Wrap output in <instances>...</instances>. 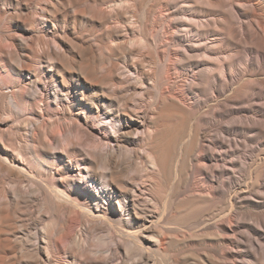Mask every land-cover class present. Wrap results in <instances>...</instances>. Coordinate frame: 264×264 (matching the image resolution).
<instances>
[{"label":"bare ground","instance_id":"bare-ground-1","mask_svg":"<svg viewBox=\"0 0 264 264\" xmlns=\"http://www.w3.org/2000/svg\"><path fill=\"white\" fill-rule=\"evenodd\" d=\"M11 2L14 20L26 21L11 37L12 25L6 26L9 37L2 36L11 48L0 44V264H172L171 247L190 264H264V249L259 258L241 255L245 218L237 208L241 201L264 208V190H239L235 160L222 151L238 149L225 134L242 133L246 148L258 143L264 120L247 116L256 114L250 107L217 100L204 106L199 95L222 96L227 85L217 89L212 78L234 66L226 59L220 64L219 56L196 61L212 52L193 40L197 28L190 22L199 17L174 22L171 9L179 1L165 2L170 21L161 29L144 16L137 20V0ZM257 9L238 16L258 18L253 21L264 32V10ZM238 16L225 14L229 37ZM170 43L177 46L173 56L166 52ZM257 60L264 63L263 52ZM189 70L204 79L194 92L181 89L183 80L178 85ZM212 127L218 130L213 141L206 134ZM261 168L257 184L264 181ZM176 201L184 211L209 210L176 222ZM206 212L213 215L204 219Z\"/></svg>","mask_w":264,"mask_h":264},{"label":"rangeland","instance_id":"rangeland-1","mask_svg":"<svg viewBox=\"0 0 264 264\" xmlns=\"http://www.w3.org/2000/svg\"><path fill=\"white\" fill-rule=\"evenodd\" d=\"M52 1H54V0H52ZM143 1V2H142ZM161 1H163V0H160V3H161V5H159L158 6V3L157 2H159V0H145V2L146 3H144V0H141V2L139 1V0H137V4H136V11H137V14H136V16H137V18H138V16H139V18L137 19V20H141L142 21V19H143V16H144V19L146 20H148V18H149V20H148V22H152L153 23V21L158 25L159 24V28H161V27H163V26H167V25H169V23H168V21L167 20H169L170 21V19H168L166 16H167V7H165V2H176V1H179V2H177V4L176 3H174L175 4V6H173L172 7V9H171V11H172V15L174 14V16L176 17H174V16H172V19H173V21H174V19L176 20V21H178V20H180V22L182 21V22H184L185 20V22H189V19L185 16V15H190V14H196L199 18H201V19H199V18H197V20L196 19H194V21L196 22V23H198V25L195 23V22H190V24H195L196 26H194L195 28H197V30L195 31V38L193 37V40H195V41H197V40H201V42L198 44V45H201L202 46V48L203 49H205V50H211L212 49V52H213V50L215 49V51L213 52L214 54L212 55V52L211 51H209V54H211V56L210 57H215V58H208V60H207V56H200L199 58H197L196 59V61H200V63H204V64H206L205 62H207V61H211V60H214V61H218L217 60V57L216 56H219L218 57V59L220 58V60L221 61H218V62H220V64H222V62H224V60L225 61H229V62H231L232 63V67L233 68H231V70L229 71L230 73H228V75L227 76H224V75H222V74H219V75H217V77L215 78L214 77V75H213V77L214 78H212V81H213V79H215L216 81H213V82H215L217 85H216V88L217 89H221L220 87L221 86H223L224 87V89H225V85H227V87H226V89H225V92H224V94L222 95V96H220L219 97V95H215L216 97H213V95H212V93H201L200 95H199V97H200V99L203 101H205V103H207L206 105L204 104V106H210V105H216V101H214V100H217V101H220V102H222V103H226V104H229L231 107H234V108H253L254 109V112L256 113V114H253V115H251V114H248L247 116H251V117H258V118H256V120L258 119H260L259 121H262V120H264L263 118H262V113L260 112V111H262V109L264 110V106H263V104L264 103H262V102H264V63H259V61L257 60V57H258V55H259V53L260 52H263L264 53V32H262L261 31V28L259 27V25H257V24H260L259 22H254L255 20H259L258 18H255V17H250V16H248V15H245V17H244V15H241V16H238L239 14H238V10H242V11H244V12H247V11H249V10H252V9H257L259 6V8L257 9L258 10V12H262V10H264V0H254V1H252V2H254V3H252V2H246L247 0H244L243 2H242V0H222L223 1V5L221 4L220 5V3H222L221 1H217V0H213V1H211L210 2V0H208V2H210V3H212L210 6L207 4V2H205V0H186V1H182V0H166L165 2L163 1V4H162V2ZM207 1V0H206ZM258 1H261V2H258ZM2 2H4V3H2ZM138 2H139V4H138ZM184 2L186 3V4H184ZM188 2V3H187ZM193 2V3H192ZM215 2H217V3H215ZM218 2H219V5H220V7H219V5H215V4H218ZM234 2V3H233ZM238 2V3H237ZM148 3V4H147ZM156 3V4H155ZM180 3V4H179ZM209 3V4H210ZM236 3V4H235ZM8 4V5H7ZM147 4V5H146ZM152 6H151V5ZM173 4V5H174ZM191 4V5H190ZM214 4V5H213ZM234 4V5H233ZM249 4V5H248ZM252 6H251V5ZM10 5V6H9ZM11 5H13V6H11ZM157 6V7H154V6ZM178 5V6H177ZM213 5V6H212ZM141 6H145L144 7V9H143V7L142 8H139V7ZM148 6H149V8H148ZM187 6H190V7H187ZM193 8H192V7ZM212 6V7H211ZM216 6H218V7H216ZM224 6V7H223ZM228 6V7H227ZM230 6V7H229ZM236 6H239L238 8L236 7ZM241 6V7H240ZM245 6H250L249 7V9L248 8H244ZM155 8V13H153L154 11V9L153 8ZM163 7V8H162ZM185 7H186V9L187 10H185ZM208 7V8H207ZM16 5L14 4V3H12L11 2V0H0V11H1V13H0V36H2V35H4V36H7V37H11V35L12 34H15V31H17L18 33H19V28L17 27V24H23L25 21H26V18L24 19V18H21L20 17V21H19V17L16 19L17 20V22H16V20H14V16H12V15H15V14H13V13H15L16 12ZM166 8V9H165ZM191 8V9H190ZM194 8H196V9H194ZM213 8V9H212ZM222 8V9H221ZM233 8V9H232ZM12 9H14V10H12ZM144 10V11H142V10ZM150 9V10H149ZM211 9V10H210ZM219 9V10H218ZM221 9V10H220ZM141 10V11H140ZM147 10H149L148 12H147ZM165 12H164V11ZM174 10V11H173ZM195 10V11H194ZM215 10V11H214ZM222 10H225L224 12H227V13H225V14H234V15H236L237 14V18L235 19V21H236V24H235V26H234V28H236V29H234V32L232 31L231 33V36L229 37V35H228V31H227V29L224 27V25L225 24H227L225 21H224V19L226 20V18H225V14H224V12L222 11ZM153 11V12H152ZM163 11V12H162ZM183 11V12H182ZM189 11V12H188ZM198 11V13H196ZM217 11V12H216ZM237 11V12H236ZM12 12V13H11ZM59 12L60 13H63V9H62V7L59 9ZM139 12V13H138ZM147 12V13H146ZM179 12V13H178ZM186 12V13H185ZM201 14H200V13ZM235 12V13H234ZM250 12V11H249ZM10 13V15H8L10 18L8 19V17H6L7 15L6 14H9ZM141 13V14H140ZM153 14V17H151L150 16V14ZM163 13H165V17H164V14ZM4 14V15H3ZM12 14V15H11ZM138 14H140V15H138ZM147 14H149V15H147ZM184 14V15H183ZM2 15V16H1ZM6 15V16H5ZM221 15V16H220ZM223 15V16H222ZM147 16H149V17H147ZM155 16V17H154ZM161 16V17H160ZM7 19H6V18ZM24 17V16H23ZM160 17V18H159ZM185 17H186V19H185ZM3 18H5L6 20H9V21H7L8 23H9V25H8V23L6 22V20L5 19H3ZM151 18H153V19H151ZM157 18H159L158 19V21H156L155 19H157ZM240 18V19H239ZM23 19V21H21ZM163 19V21H166V22H164V23H162V20ZM3 20H4V22H6V23H4V24H6V25H3ZM10 20H11V22H10ZM152 20V21H151ZM245 22L246 21V23H244L243 21ZM249 20V21H248ZM254 20V21H253ZM176 21H174V22H176ZM19 22V23H18ZM216 22H219L220 23V25L218 24V23H216ZM253 24V26H255V27H253L252 26V24ZM254 22V23H253ZM15 23V24H14ZM160 23H162V24H160ZM165 23H167V24H165ZM222 23H225V24H222ZM249 23L251 24V26H252V28H254V30H255V32H256V29H259L260 28V30H257L258 32H254V30L251 28V27H249L250 25H249ZM255 23H256V25H255ZM137 24H139V22L137 23ZM165 24V25H164ZM243 24H244V26H243ZM10 25H12V26H10ZM42 25L43 24H38V25H36L37 26V28L39 27V29H41L42 28ZM218 25H219V27L220 28H218ZM9 28V26H10V28L11 29H9V31H10V35H9V32H8V30L6 31V33H4V31L6 30V28L7 27ZM198 26H200V27H198ZM213 26V27H212ZM221 26L223 27L222 29L224 30H222L221 29ZM257 27H259V28H257ZM5 28V29H4ZM159 28H158V30H159ZM248 28H251L250 30L248 29ZM162 29V28H161ZM160 29V30H161ZM201 29H202V32H201ZM203 29H204V31L205 32H203ZM208 30V31H210L211 32V34H205L206 33V30ZM212 29V30H211ZM216 29V30H219V31H216L215 30V32H214V30ZM245 30V31H243V30ZM247 29L249 30L248 31V33H247ZM13 30V31H12ZM15 30V31H14ZM72 30V29H71ZM198 30H200V33L198 32ZM242 30V31H241ZM251 30H252V32H251ZM3 31V32H2ZM207 31V33H209ZM226 31H227V33H226ZM14 32V33H13ZM17 32H16V34H17ZM161 32V31H160ZM214 32V33H213ZM260 32V33H259ZM198 33H199V35H198ZM201 33H203V34H201ZM217 33V34H216ZM245 33V34H244ZM257 34V35H255V34ZM259 33V34H258ZM5 34H7V35H5ZM204 34H205V36H207V37H205L204 36ZM227 34V35H226ZM230 34V33H229ZM263 34V35H262ZM9 35V36H8ZM71 35H73L74 36V32L73 31H71ZM182 35H185V33L184 34H182ZM197 35H198V38H197ZM201 35L203 36V37H201ZM218 35V36H217ZM232 35H233V37H232ZM249 35H253L254 36V40L252 41V39H251V42H250V37H249ZM4 36H2V37H0L1 38V40H3L0 44H2V46L1 47H7L6 49H9V47L11 48V44H10V40H8V41H5L4 40ZM192 36V35H191ZM212 36V37H211ZM261 36V37H260ZM200 37V38H199ZM6 38V37H5ZM47 38H49L48 36H47ZM204 38V39H203ZM223 38V39H222ZM224 38H225V40H224ZM64 39V38H63ZM210 39V40H209ZM216 39H218L216 42H215V40ZM230 39H232V40H230ZM234 39V40H233ZM259 39H261L260 41H259ZM7 40V39H6ZM65 40V39H64ZM202 40H204V42L202 41ZM206 40V41H205ZM224 40V41H223ZM257 40V44L254 42V41H256ZM222 41V42H221ZM259 41V42H258ZM4 42H5V44H4ZM212 42V43H211ZM219 42H221L222 43V45H221V47L219 46L221 43H219ZM234 42V43H233ZM238 42H239V44H238ZM253 42V43H252ZM161 43H163V42H161ZM216 43H218V44H216ZM4 44V45H3ZM52 44H54V43H52ZM243 44H246V46L248 47H246V49H245V45H244V47H242V45ZM10 45V46H9ZM163 45V44H162ZM218 45V46H217ZM251 45V46H250ZM53 47H54V45H52ZM171 46V48L173 47V46H175L174 48L176 49V45H174V44H171L170 43V45H169V47ZM184 46H185V44H184ZM169 47L167 46L166 48H168V50L166 49V52H168V55H170V56H173V54H174V51L175 50H173L174 48H172V49H170L169 50ZM183 48V46H180V48ZM221 50L219 53H218V48ZM55 48V47H54ZM214 48V49H213ZM242 48H244L245 50H246V52H245V50H243ZM250 49H252V50H250ZM254 49V50H253ZM148 50V51H147ZM146 50V52H151L150 50L151 49H147ZM261 50V51H260ZM217 51V52H216ZM244 51V52H243ZM250 53H249V52ZM253 51V52H252ZM216 52V53H215ZM170 53V54H169ZM223 53V54H222ZM247 53V54H246ZM252 53V54H251ZM220 54V55H219ZM244 54V55H243ZM254 55V56H253ZM222 58H221V57ZM206 57V58H205ZM255 57V58H254ZM203 58L205 59L204 61H203ZM224 58V59H223ZM231 58H233L232 60L233 61H231L230 59ZM235 58V59H234ZM241 58V59H240ZM245 58H246V60H245ZM239 60V61H235V60ZM248 59V60H247ZM251 59V60H250ZM253 59H255V61L253 60ZM223 60V61H222ZM236 62V63H235ZM238 62V63H237ZM258 62V63H257ZM202 63V64H203ZM212 63H214V62H212ZM225 63H227V62H225ZM225 63H223V64H225ZM235 64V65H234ZM260 65V66H259ZM259 66V67H258ZM100 67V66H99ZM236 67V68H235ZM99 71H101V69L99 70ZM238 71V72H237ZM191 72V73H190ZM189 74H190V76H189ZM232 74V75H231ZM192 75H194V76H192ZM173 77V80H174V78H175V75L174 74H171L170 75V77ZM248 77V78H247ZM183 78H185V76H183ZM182 77L180 78V80L178 81L179 83H178V85L180 84L181 85V83H182V80H183V82L184 83H186L184 86H183V88H181V89H183V90H185V91H190V90H192V92H194V89H192V88H194L195 86H196V84L197 85H199V83H200V81L201 80H204V79H202V78H200V77H198V76H196L195 74H194V72L192 73V70H189V73H188V75L186 76V78L185 79H183ZM190 78V79H189ZM235 78H236V80H235ZM194 79H197V80H194ZM233 80V81H231V80ZM205 80H206V78H205ZM211 79H209L208 81H210ZM218 80V81H217ZM175 81V80H174ZM211 81V82H212ZM177 82V81H176ZM188 82V83H187ZM193 82H194V84H193ZM202 82V81H201ZM233 82V83H232ZM192 83V87H191V84ZM201 84V83H200ZM256 84H257V86H256ZM238 85V86H237ZM254 85V86H253ZM261 86V87H260ZM187 87V88H186ZM219 87V88H218ZM223 87H222V89H223ZM230 87V88H229ZM233 87V88H232ZM190 88V89H189ZM229 88V89H228ZM153 90V89H152ZM231 90V91H230ZM253 90V91H252ZM152 92H155V91H152ZM151 92V90H150V96H154V93H152ZM261 92V93H260ZM229 93V94H228ZM252 93V94H251ZM254 94V95H253ZM257 94V95H256ZM259 94H260V96H259ZM225 95V96H224ZM249 96V97H248ZM263 96V97H262ZM213 97V98H212ZM228 97H229V99H230V101H231V99H233L232 100V103H235V104H232L231 102H229L228 103V101L227 100H229L228 99ZM232 97V98H231ZM263 98V99H262ZM213 100V101H212ZM223 100V101H222ZM226 102H225V101ZM244 100V101H243ZM238 102V103H237ZM251 104V105H250ZM239 105V106H238ZM261 105H262V107H261ZM203 106V107H204ZM204 108H206V107H204ZM214 110H216V109H219L218 107H214L213 108ZM259 109H261V110H259ZM52 111L53 112H55L54 114H56L57 113V110H55L54 108L52 109ZM233 118H227V119H225L224 121H226V122H228V121H231ZM247 121V120H246ZM92 124V123H91ZM214 128V129H213ZM4 129H6V126H5V128ZM211 130H209V131H207L206 132V134H207V136H208V139L209 140H214L215 139V136L217 135V128H215V127H212V128H210ZM237 136H235V135H231V134H225V137L227 138V139H229V140H236V141H238V146H237V148L238 149H236V148H224L222 151L224 152V153H227V155H228V157L229 158H232V159H234L235 160V163H236V166H235V169H234V177H235V181L237 182V184H238V188H239V190H241V189H254V191L255 192H257V190H259V189H261V190H264V181H262L261 183H259V184H257L255 181V178H256V173H257V169H258V167H259V169H260V167L262 166V168L261 169H263L264 170V161H263V159H264V155H263V151L262 150H264V136H263V138H261L260 139V141L257 143V142H255V143H253V144H251V147L250 148H246L245 146H244V139H243V135H242V133H240V134H236ZM233 137V138H232ZM237 150H238V152H237ZM246 154V155H245ZM245 155V156H244ZM253 155V156H252ZM262 158V159H261ZM261 161V162H260ZM246 162V163H245ZM258 164L260 165V166H258ZM252 170V171H251ZM248 186V187H247ZM263 197H264V195H263ZM243 198V197H242ZM242 200V199H241ZM258 200H260V199H258ZM174 207L178 210L177 211V213H175V215H174V217H173V220L174 221H178V222H184L186 219H189V218H192V217H195L197 214H200L202 211H208L209 210V207L206 209V207L205 208H203V206H201V207H197V206H195V207H193V208H191L190 210H187V211H184V205L183 204H181L180 203V201H176L175 202V205H174ZM178 207V208H177ZM237 208L239 209L238 211L241 213V215L245 218L244 220H243V222H244V224H242V234H241V237H242V239H241V242H242V245H241V255L242 256H244V258H246L247 259V254H248V252L249 253H251V254H255V256L257 257V258H259V254H258V252L261 250V249H264V225H259L258 223L257 224H253V221L252 220H250V219H255L257 222H260V221H263L264 220V208H260V207H255L253 204H251V203H248L247 201L246 202H244V201H241L240 203H238V206H237ZM183 209V210H182ZM211 209V208H210ZM218 210V209H217ZM180 211V212H179ZM184 211V212H183ZM196 212V213H195ZM250 213H258L260 216H251L250 215ZM189 215V216H188ZM205 216H204V219L206 218V219H208L210 216H212L213 214L212 213H209V212H206V214H204ZM246 215H248V217L246 216ZM250 216V217H249ZM176 220H175V219ZM182 218V219H181ZM185 218V219H184ZM255 221V222H256ZM253 225H255V226H253ZM248 226V227H247ZM245 227V228H244ZM258 229V230H257ZM260 229V230H259ZM246 232H245V231ZM248 232V233H247ZM254 232V233H253ZM246 234H247V236H246ZM249 234V235H248ZM249 236L251 237V238H249ZM254 236V237H253ZM252 238H253V240H252ZM248 240V241H247ZM246 246V247H245ZM174 250V251H173ZM257 250V251H256ZM170 252H169V256L171 257L172 255L170 254V253H172L173 254V252H174V254H173V257H171L172 259H170V261H171V263L172 264H190V262H186V261H184L183 260V256H181L182 254H181V252L180 251H177V249H175V247H171L170 248V250H169ZM172 251V252H171ZM246 252V253H245ZM180 256V257H179ZM173 260V261H172ZM175 262V263H174ZM250 264H255V263H251L250 262Z\"/></svg>","mask_w":264,"mask_h":264}]
</instances>
